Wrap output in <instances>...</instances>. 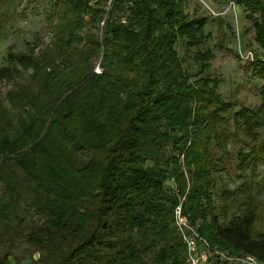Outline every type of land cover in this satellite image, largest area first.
Returning a JSON list of instances; mask_svg holds the SVG:
<instances>
[{"label":"trees","instance_id":"16d2710c","mask_svg":"<svg viewBox=\"0 0 264 264\" xmlns=\"http://www.w3.org/2000/svg\"><path fill=\"white\" fill-rule=\"evenodd\" d=\"M187 1L55 5L34 88L0 104V264H185L180 205L213 248L264 262V0H232L261 50L256 107L223 97Z\"/></svg>","mask_w":264,"mask_h":264},{"label":"rangeland","instance_id":"374dc122","mask_svg":"<svg viewBox=\"0 0 264 264\" xmlns=\"http://www.w3.org/2000/svg\"><path fill=\"white\" fill-rule=\"evenodd\" d=\"M232 0H188L185 11L192 17H207L206 31L212 35L210 47L214 57L211 60V74L222 80L220 91L226 100L235 101L238 107H256L261 103L260 87L262 81L251 76L246 68L247 53L261 52L253 39V30L239 6L231 5ZM60 0H0V104L10 106L9 100H18L20 89L35 86V69L29 57H38L39 49L46 46L51 39V20H55V5ZM230 25L229 37L223 40L221 22ZM223 25V24H222ZM225 26V25H224ZM227 34H225L227 36ZM222 41L225 47L237 51L230 53L226 48L216 46ZM185 45L181 43L178 50L185 57ZM25 55L23 62L17 56ZM187 66L195 70L191 57H185ZM98 70V67H96ZM14 96L12 97V94ZM47 99V96L44 95ZM231 185L236 184L235 177L225 178ZM219 186L221 182H218ZM229 260L221 264L238 262L240 256L225 250H219ZM21 249L17 251L20 253ZM243 256V255H242ZM262 264L264 262L260 261ZM239 263V262H238Z\"/></svg>","mask_w":264,"mask_h":264},{"label":"built area","instance_id":"2783aa9c","mask_svg":"<svg viewBox=\"0 0 264 264\" xmlns=\"http://www.w3.org/2000/svg\"><path fill=\"white\" fill-rule=\"evenodd\" d=\"M231 5L236 6L234 1H231ZM246 58L252 59L253 52L247 53ZM175 221L186 248L185 264H214L216 259L229 260L227 255L213 248L196 227L190 224L182 212L181 205L175 210ZM237 259L240 264H262L260 260L250 255H243Z\"/></svg>","mask_w":264,"mask_h":264}]
</instances>
